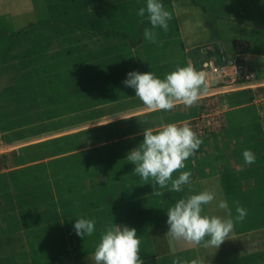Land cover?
<instances>
[{"label": "crops", "instance_id": "0c3cea01", "mask_svg": "<svg viewBox=\"0 0 264 264\" xmlns=\"http://www.w3.org/2000/svg\"><path fill=\"white\" fill-rule=\"evenodd\" d=\"M34 1L26 0L19 23L17 12H6L21 9L17 0L0 11V25L10 20L18 35L0 32V211L2 199L3 216L17 209L13 222L0 224V248L9 249L0 253V264H91L80 252L89 253L90 239L74 229L81 217L95 219V235L109 223L134 227L144 264H166L174 253L211 264H264V137L253 102L264 94V0H165L172 19L167 32L155 30L157 43L145 39L136 18L119 25V16L105 13L106 0H83L77 12L47 9L36 20L38 32L30 33L26 23L39 12L33 13ZM100 20L114 21L117 29H101ZM237 42L263 84L218 92L223 128L201 136L199 150L173 179L191 171L195 192L215 190L206 214L227 217L218 207L225 200L233 219L237 201L247 215L218 249L192 247L167 235V210L190 194L188 187L152 193L151 179L138 176L126 157L142 143L144 129L202 115L218 80L197 104L178 103L170 111L148 110L123 81L130 71L163 79L189 62L212 73L203 63L231 59ZM251 120L254 126L246 127ZM245 149L255 154L254 164H245ZM150 215L165 216V251H153L163 247ZM61 249L71 252L53 251Z\"/></svg>", "mask_w": 264, "mask_h": 264}, {"label": "clouds", "instance_id": "9594fccd", "mask_svg": "<svg viewBox=\"0 0 264 264\" xmlns=\"http://www.w3.org/2000/svg\"><path fill=\"white\" fill-rule=\"evenodd\" d=\"M151 23V28H145L146 40L157 43V28L168 31V22L172 14L165 8L161 0H146V9L141 7L137 12L145 16ZM162 44V42H160ZM217 77L212 73L197 70L191 63L179 66L167 73L165 78H158L155 73L130 71L125 86L135 89V96L151 111L172 110L178 103L191 107L198 103L209 91ZM128 119V118H123ZM203 140L193 130L189 123H166L158 129L147 128L143 132V141L132 149L127 160L134 163V172L144 181L151 179L154 191L162 195L158 189L168 188V191L181 192L186 185L188 195L178 199L174 206L167 210V235L175 241H184L192 247L203 246L218 249L225 240L229 239L236 222H242L247 210L236 204L235 219L227 201L220 200L218 207L227 210V217L205 213V205L211 204L216 198L214 189L193 190L190 180L191 171H182L173 179V173L185 168V161L194 156L202 145ZM245 164L251 165L256 161L255 154L250 149L243 151ZM169 182H171L169 187ZM95 219H76L74 229L82 238L92 236L95 232ZM141 240L134 227L109 223L101 233L95 248V264H144L140 257ZM211 264L204 258L185 260L180 257L173 259L172 264Z\"/></svg>", "mask_w": 264, "mask_h": 264}, {"label": "rangeland", "instance_id": "374dc122", "mask_svg": "<svg viewBox=\"0 0 264 264\" xmlns=\"http://www.w3.org/2000/svg\"><path fill=\"white\" fill-rule=\"evenodd\" d=\"M17 1L21 3V9H17V10L12 11V12L11 11H6V12L9 13V14H14L15 12H17V16L19 17L17 23H19L21 21V17H23L24 15L27 14L26 6H25L26 0L24 2H23V0H17ZM144 1H146V0H106L107 3L104 2L105 6H106L105 7L106 9L104 11H105L106 14H112V15L114 14L116 16H119V17L116 18L117 19V23L119 25H126L128 22H126L125 19H130V18L135 19L136 18L138 20V23H139L138 24L139 29L142 28V27L143 28H147V25L150 24L149 23L150 21L147 18V12H145V16H143V17H140V16L137 15V12L139 11V9L141 7H145ZM11 2L13 4H15V0H0V11H2L3 8L10 9ZM70 2L71 3H69L68 0H35L34 4H33V5H35L34 8H33L34 9L33 13L35 12V9H37L39 12H36L35 14H32V17L29 18V21L26 23V25H27L26 29H29L28 32H30V33H33V32L37 33L38 30H37V27H36V20L39 19V17L42 15V12L46 11L47 9L49 10L48 12L51 13L53 11L52 8H56V6L62 5L65 8V10L68 9L69 11L74 10L75 12H77L78 8L81 9V7L83 5V0H70ZM161 2L165 6V0H161ZM116 7H117V9H116ZM145 9H146V7H145ZM13 18H14V16H13ZM134 21L136 22V20H134ZM44 23H48V21H45V22L43 21L42 22L43 25H47V24H44ZM129 23L131 24L132 22H129ZM37 25H39V24H37ZM98 26H100L101 29L109 28L110 26L112 28H114L115 30L117 29L116 23L114 21L112 22V20H109V21H101L100 20V22H98ZM21 27H23V26H21ZM127 29L130 30V28H127ZM3 31L12 32L13 35H10V36L13 37V38H16L18 36L17 32L15 30V26L12 25L10 20H6L2 25H0V32H3ZM76 33H77V31H76ZM139 33H140V31H139ZM30 37H32V35ZM77 38H79V37L77 36ZM101 47L105 48L103 45ZM21 60L24 63L23 58H21ZM21 65H22V63H21ZM21 106H23V105H21ZM24 107L26 108V111L29 110V106L27 104H25ZM223 122H224V120H223ZM248 123H249V125H247ZM254 124H255V122L253 120H251L250 122L246 123V127H248V126L253 127ZM223 126L224 125H222L217 130L222 129ZM63 162L64 161H59V163H63ZM27 168H29L30 171H34L33 167H27ZM23 171H24V169L19 170V172H23ZM1 207H3V211L2 212L0 211V222H1L0 224L2 225V221H5L6 224L9 223V222H13V220L16 217L17 209L11 210V212L9 214H7L6 216H3L4 215L3 214L4 211L8 212L6 207H4L3 199H2ZM140 216H142V214ZM161 216H155L153 218V216L150 215V217L146 218L147 221L154 220V224L153 225L157 226L158 227L157 230H158V232H160V235L157 237V240H158V242L159 241L161 242V244H159V245H162L163 249L162 250H153L155 252L156 251H159V252L165 251V242L163 243V239L165 238V228H166L165 216L164 217H161ZM103 231L97 233L96 235L93 234L92 236L86 235V236H88V239H90V241H87L86 244H88V245H90L92 247H90L89 253L87 252V250H85V248L80 251V252H83L84 255H86V258L90 257L89 262L91 264H95L94 252H95V248H96V246H97V244H98V242L100 240L101 233ZM1 232H2V226H0V234H1ZM137 234L139 235V232H137ZM152 237H154V236H152ZM85 238L86 237L84 236L83 239H85ZM77 242L78 241L75 240L73 243L76 245ZM146 243L150 244L151 242L147 241ZM159 248H161V247H159ZM75 249H76V246L73 249L74 250L73 253H75V256H76L78 250H75ZM8 251H9V249H8V247L6 245H2L1 246V248H0L1 255L4 254L3 252H8ZM53 251L55 253H57L58 251H60V252H68V251L71 252V250L67 251V250H64V249L57 250V251L53 250ZM141 251H142V254H141ZM141 255H143V248H140V257H141ZM86 258L84 260H86Z\"/></svg>", "mask_w": 264, "mask_h": 264}, {"label": "built area", "instance_id": "2783aa9c", "mask_svg": "<svg viewBox=\"0 0 264 264\" xmlns=\"http://www.w3.org/2000/svg\"><path fill=\"white\" fill-rule=\"evenodd\" d=\"M204 67L217 77L218 87L213 92L205 96L204 111L197 118L187 120L183 123H189L194 131L201 137L209 131H216L224 125L219 101L216 97L218 92L230 91L241 87H253L262 85L257 82L256 74L250 69L247 63L244 43L237 42L235 44V53L231 59L223 58L222 61L204 62ZM258 121L264 137V94H258L253 100Z\"/></svg>", "mask_w": 264, "mask_h": 264}, {"label": "trees", "instance_id": "16d2710c", "mask_svg": "<svg viewBox=\"0 0 264 264\" xmlns=\"http://www.w3.org/2000/svg\"><path fill=\"white\" fill-rule=\"evenodd\" d=\"M1 158L2 157H0V162H2V159H3V158L2 159ZM167 257L168 258H167V263L166 264H172L173 259L176 258V257H179V254L178 253L169 254V256H167Z\"/></svg>", "mask_w": 264, "mask_h": 264}]
</instances>
